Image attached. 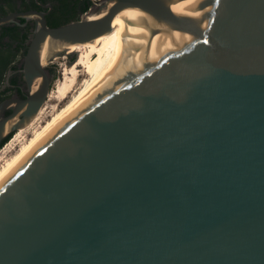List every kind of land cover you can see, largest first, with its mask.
Listing matches in <instances>:
<instances>
[{
    "label": "water",
    "instance_id": "95a60500",
    "mask_svg": "<svg viewBox=\"0 0 264 264\" xmlns=\"http://www.w3.org/2000/svg\"><path fill=\"white\" fill-rule=\"evenodd\" d=\"M127 10L122 58L0 179V264H264V0H98L56 27L9 12L33 30L0 143L47 99L45 41L53 58Z\"/></svg>",
    "mask_w": 264,
    "mask_h": 264
},
{
    "label": "bare ground",
    "instance_id": "6f19581e",
    "mask_svg": "<svg viewBox=\"0 0 264 264\" xmlns=\"http://www.w3.org/2000/svg\"><path fill=\"white\" fill-rule=\"evenodd\" d=\"M135 20L138 22L143 20L138 12L134 10L124 11L114 19L110 31L103 33L90 41L72 44L67 47V50L69 49L68 51L76 52L77 57L75 61L66 67L64 72L61 74V82L58 89L53 92L52 90L51 92L49 91L48 96H51L53 93L54 98H57L59 102L63 101L75 85V80L80 76L79 71L81 69L85 75L90 76V79H86L79 91L63 107H61V109L58 110L52 118L47 120L40 127V129L37 130L34 135L21 146L19 151L15 153L0 169V179L53 124H55L94 86H96L122 58L124 52L129 47L130 42H132L131 35H137L138 33V31L135 30V27L137 26V22L135 23ZM52 52L53 47L50 45L49 41L46 40L41 54V62L43 66L47 64ZM38 83L39 79H37L34 83V87H36ZM39 111L35 117L39 116L42 112ZM35 117L26 126H28L35 119ZM37 119L38 117L34 120V122ZM23 130L25 129H21L19 131ZM17 137L18 135L14 137V140H16Z\"/></svg>",
    "mask_w": 264,
    "mask_h": 264
},
{
    "label": "trees",
    "instance_id": "16d2710c",
    "mask_svg": "<svg viewBox=\"0 0 264 264\" xmlns=\"http://www.w3.org/2000/svg\"><path fill=\"white\" fill-rule=\"evenodd\" d=\"M38 2H50L52 8L46 16L47 25L56 27L79 20L98 0H37ZM41 7L35 0H0V15L4 16L11 11L28 10ZM25 19L19 18L16 22L0 25V87L9 70L17 69L15 61L19 55H24L32 34V26L23 25ZM75 54V52H72ZM22 75L15 74L9 78V84L0 89V101L9 96L8 92L16 89L20 92L18 83ZM12 133H9L0 143V147L7 142Z\"/></svg>",
    "mask_w": 264,
    "mask_h": 264
},
{
    "label": "rangeland",
    "instance_id": "374dc122",
    "mask_svg": "<svg viewBox=\"0 0 264 264\" xmlns=\"http://www.w3.org/2000/svg\"><path fill=\"white\" fill-rule=\"evenodd\" d=\"M83 16V15H82ZM33 30V29H32ZM69 50V49H68ZM67 49L65 51H62L60 54L54 56L53 58H50L45 65V69L50 77V92L52 90L55 91L58 89L60 85V76L64 72L65 68L68 67L73 59H76L77 53H72L73 51H68ZM23 57L24 55H19L17 57V60L15 61V65L17 68H22L23 64ZM81 69V68H79ZM82 69L79 71L80 76L75 80V85L73 86L72 90L67 94V97L59 102L57 98L53 97V93L51 96H48L46 101L43 103L42 108L40 111H42L39 116H36L35 119L38 117V119L34 122V120L31 122L33 124H29L28 126L21 128L25 129L23 131H19L21 129L16 130V132L11 134V137L7 140L6 143H4L0 147V169L11 159V157L19 151L21 146L26 143L33 135L34 133L40 129V127L50 118L53 117V115L61 109L82 87L85 80H89L90 76L85 75V73L82 71ZM20 72L16 73L19 74ZM11 72H7L2 86L0 89H4L8 85V81L10 78ZM15 74V73H14ZM22 79H20L21 85L23 86V90L26 89V86L24 84ZM13 93L12 91L8 92V94ZM39 111V112H40ZM18 135L17 139L14 140V137ZM13 143V144H12Z\"/></svg>",
    "mask_w": 264,
    "mask_h": 264
},
{
    "label": "flooded vegetation",
    "instance_id": "af4514ba",
    "mask_svg": "<svg viewBox=\"0 0 264 264\" xmlns=\"http://www.w3.org/2000/svg\"><path fill=\"white\" fill-rule=\"evenodd\" d=\"M36 1V3L39 5V7H41V10L42 11H47V14L49 13V11H50V9L52 8V6H51V8L50 9H48V7H47V4H50V2H44V3H41V2H38L37 0H35ZM32 9H36V10H39L38 8H32ZM18 11V10H17ZM47 14H46V16H47ZM5 16V15H4ZM45 16V17H46ZM0 17H3L2 15H0ZM18 19L19 18H17L16 19V21H18ZM26 24H29L30 26H32V29H33V21L32 20H29V21H24V23H23V25H26ZM21 69L22 68H17V69H14V70H9L8 72H11V76L12 75H15L16 73H18V72H20L19 74L20 75H22V72H21ZM15 73V74H14ZM10 76V77H11ZM22 77H23V75H22ZM24 81V80H23ZM9 82V81H8ZM9 84V83H8ZM24 84H25V82H24ZM25 86H26V84H25ZM18 87H19V89H20V92H18L16 89H14V90H12V92L13 93H11V94H9V96L7 97V98H10V97H16V98H25L26 96H27V94H28V92H27V88L25 89V90H23L24 88H23V86L21 85V82L19 81V83H18ZM10 113V110H6L4 113H3V115H6V114H9Z\"/></svg>",
    "mask_w": 264,
    "mask_h": 264
}]
</instances>
